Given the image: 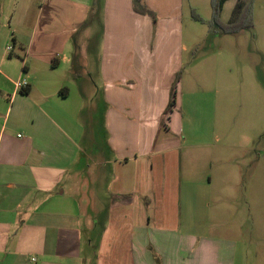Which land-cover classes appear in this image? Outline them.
Instances as JSON below:
<instances>
[{
  "label": "crops",
  "instance_id": "1",
  "mask_svg": "<svg viewBox=\"0 0 264 264\" xmlns=\"http://www.w3.org/2000/svg\"><path fill=\"white\" fill-rule=\"evenodd\" d=\"M0 11L15 27L13 46L0 42V264H238L236 231L181 226L183 185L210 199L209 169L225 175V155L216 136L182 139L176 99L164 116L182 64L173 20L154 23L132 0H6ZM87 97L90 116L100 100L107 156L81 146ZM183 169L186 184L173 178Z\"/></svg>",
  "mask_w": 264,
  "mask_h": 264
},
{
  "label": "rangeland",
  "instance_id": "2",
  "mask_svg": "<svg viewBox=\"0 0 264 264\" xmlns=\"http://www.w3.org/2000/svg\"><path fill=\"white\" fill-rule=\"evenodd\" d=\"M244 1L252 27L236 33H224L212 24L213 0H151V3L160 24L173 20V39L182 61L173 78L174 83L179 76L175 94L178 107L173 110L181 115L180 121L177 114L184 129L182 139L186 140L190 134L216 136L225 155L222 161L225 175L215 168L209 169L214 179L208 190L210 199L205 191L189 192L183 185L181 226L202 231L201 224L208 220L211 234L217 233L221 225L227 226L222 236L232 237L236 231L231 239L238 244V264H264V0ZM237 2L224 3L219 14L221 23L232 20ZM5 16L8 15L0 11V42L8 40L7 44L13 46L15 27ZM95 44L92 41L89 47L96 49L99 42ZM15 50L20 52L18 47ZM99 104L97 98L96 109L90 116L87 97L79 117L85 135L81 146L93 158L109 153ZM91 135L96 140L86 139ZM186 175L184 169L181 173L177 170L173 173L174 181L178 183L182 178L184 183ZM233 178L239 179L236 187L231 185ZM189 215L195 221L189 223ZM86 224L91 223H83V227ZM101 229L102 222H92V227L87 228L96 241Z\"/></svg>",
  "mask_w": 264,
  "mask_h": 264
},
{
  "label": "trees",
  "instance_id": "3",
  "mask_svg": "<svg viewBox=\"0 0 264 264\" xmlns=\"http://www.w3.org/2000/svg\"><path fill=\"white\" fill-rule=\"evenodd\" d=\"M226 1L227 0H213L214 18L212 24L216 25L224 33H236L242 29L251 28L252 21H251L250 12L247 9V3L244 0H238V2L236 3L233 9V16H232L233 18L231 21H229L226 24H223L219 21V14ZM132 6L135 12L142 15L150 16L153 19V22L156 23L157 21L156 13L153 9L149 8L145 4V0H132ZM178 79L179 76L177 75L175 82L172 85L171 99L164 111V116H166L168 112L172 109V106L174 107L175 105L176 83Z\"/></svg>",
  "mask_w": 264,
  "mask_h": 264
},
{
  "label": "built area",
  "instance_id": "4",
  "mask_svg": "<svg viewBox=\"0 0 264 264\" xmlns=\"http://www.w3.org/2000/svg\"><path fill=\"white\" fill-rule=\"evenodd\" d=\"M11 48H12V47H8V50H10ZM27 85H28L27 82L24 81V80H22V81H18V82L16 83V86H17L18 89H22V88L26 87ZM32 260H35V259L32 258Z\"/></svg>",
  "mask_w": 264,
  "mask_h": 264
}]
</instances>
